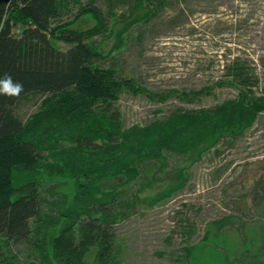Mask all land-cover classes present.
Wrapping results in <instances>:
<instances>
[{
	"label": "trees",
	"instance_id": "obj_1",
	"mask_svg": "<svg viewBox=\"0 0 264 264\" xmlns=\"http://www.w3.org/2000/svg\"><path fill=\"white\" fill-rule=\"evenodd\" d=\"M146 1L135 19L155 15L154 3L166 0ZM136 3L138 8L141 0ZM62 9L61 0H0V77L7 73L24 85L18 98L0 96V257L11 242H27L39 264H122L113 226L126 217V187L156 163V174L168 173L170 182L150 198L152 203L184 188L187 167L166 171L168 154L193 164L222 140L244 136L264 112V87L256 95L258 79L236 60L226 66L230 78L223 83L239 87L238 97L124 128L115 108L120 95L126 90L156 94L96 64L103 54L86 40L106 30L97 9L83 8L72 20L55 24ZM84 15H91L95 25L72 27ZM64 38L74 40L67 50L53 43ZM200 93L170 90L159 100ZM30 94L47 97L23 121L15 106ZM131 196L132 203L139 199ZM228 219L208 223L201 241L184 248L188 264H242L239 251L264 264L254 240L243 241L244 246L231 240ZM235 249L236 262H231Z\"/></svg>",
	"mask_w": 264,
	"mask_h": 264
},
{
	"label": "rangeland",
	"instance_id": "obj_2",
	"mask_svg": "<svg viewBox=\"0 0 264 264\" xmlns=\"http://www.w3.org/2000/svg\"><path fill=\"white\" fill-rule=\"evenodd\" d=\"M136 1L140 0H61L62 17L55 22L70 21L83 8L97 9L106 30L86 40L103 54L96 64L111 67L117 76L156 94L126 90L120 95L115 108L124 128L144 126L172 112L213 108L238 97L239 87L223 83L230 78L226 66L236 60L258 79L253 90L261 95L264 0H166L161 4L157 0L159 4L153 2L155 15L148 18L140 16L141 7L149 3L141 0V7L135 8ZM136 14L140 15L137 19ZM95 23L91 15H84L72 27L87 30ZM53 43L67 50L74 40ZM170 90L202 93L159 100V95ZM46 97H24L15 113L27 121L43 107ZM166 163V171L187 167V184L170 198L152 203L150 198L170 182L168 173L156 174L159 164L153 163L126 187V217L113 226L121 246V263L188 264L184 248L199 243L208 223L222 218H229L225 229L231 240L240 241V246L254 240L255 247L262 249L264 262V112L244 136L222 140L201 160L189 164L185 157L168 154ZM153 175L157 178L148 185ZM134 193L139 199L132 203ZM236 250L230 255L231 262H236ZM253 255L238 252L242 264H256ZM0 264H39V257L31 244L11 242Z\"/></svg>",
	"mask_w": 264,
	"mask_h": 264
},
{
	"label": "clouds",
	"instance_id": "obj_3",
	"mask_svg": "<svg viewBox=\"0 0 264 264\" xmlns=\"http://www.w3.org/2000/svg\"><path fill=\"white\" fill-rule=\"evenodd\" d=\"M23 91V83L14 81L11 75L5 73L0 77V96L18 98Z\"/></svg>",
	"mask_w": 264,
	"mask_h": 264
}]
</instances>
